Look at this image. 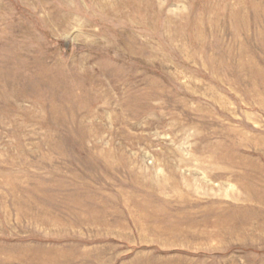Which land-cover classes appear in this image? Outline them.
Here are the masks:
<instances>
[{
	"label": "rangeland",
	"instance_id": "1",
	"mask_svg": "<svg viewBox=\"0 0 264 264\" xmlns=\"http://www.w3.org/2000/svg\"><path fill=\"white\" fill-rule=\"evenodd\" d=\"M0 264H264V0H0Z\"/></svg>",
	"mask_w": 264,
	"mask_h": 264
}]
</instances>
